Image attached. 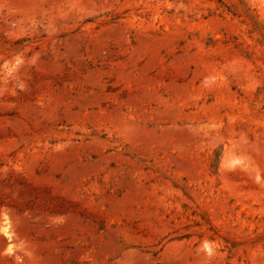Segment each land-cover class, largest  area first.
Masks as SVG:
<instances>
[{"label": "rangeland", "instance_id": "374dc122", "mask_svg": "<svg viewBox=\"0 0 264 264\" xmlns=\"http://www.w3.org/2000/svg\"><path fill=\"white\" fill-rule=\"evenodd\" d=\"M0 264H264V0H0Z\"/></svg>", "mask_w": 264, "mask_h": 264}]
</instances>
